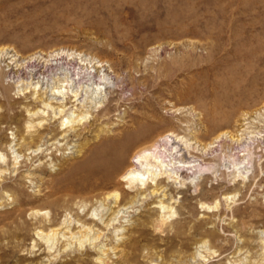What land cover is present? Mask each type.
<instances>
[{"label":"rangeland","instance_id":"obj_1","mask_svg":"<svg viewBox=\"0 0 264 264\" xmlns=\"http://www.w3.org/2000/svg\"><path fill=\"white\" fill-rule=\"evenodd\" d=\"M3 47L0 264H264V141L241 131L264 134V0H0ZM63 50L79 53L67 59L77 70L104 62L113 80L102 106L62 131L53 111L28 116L43 107L18 86L55 77L52 59ZM62 105L87 111L67 92ZM224 131L243 140L229 138L225 164L214 151L217 168L168 200L166 222L146 202L95 243L94 233L49 244L37 234L121 191L125 163L144 140L175 132L203 146Z\"/></svg>","mask_w":264,"mask_h":264},{"label":"bare ground","instance_id":"obj_2","mask_svg":"<svg viewBox=\"0 0 264 264\" xmlns=\"http://www.w3.org/2000/svg\"><path fill=\"white\" fill-rule=\"evenodd\" d=\"M4 51L5 47L0 48V54ZM78 54L64 52L63 50V52L54 55L52 60L59 73L52 79H48V77L47 79H42V77H39L37 82H30L27 84L23 81L19 82V91L33 90V99L37 100L43 107L35 111L30 110L28 112L30 118H45L49 115V111H53V117L60 119L61 130L63 131L64 129L74 127L79 122L81 123L86 117L89 118V111L94 110L96 107V109H98L99 105L102 106L108 93L105 92V90L110 88L113 77L111 73L107 72L104 62L100 60H92L90 62L93 65H91L92 71H85V66L80 67L78 70L73 68L67 59L73 56L77 57ZM64 55H67V58H65ZM84 60L87 61V59H83V61ZM32 72L37 75V68L35 67ZM99 78H102L100 79L101 81ZM81 80H84V82ZM66 92L72 94L77 104L86 107L87 111L77 114V107L61 106L66 98ZM54 102L60 103V106H53ZM43 122L44 120L42 119L37 123L42 125L44 124ZM241 131L251 135L250 140L263 139L264 141V134L260 131L256 133L249 131L247 128ZM243 135L244 133L241 134V136ZM241 136L239 134H231V132L224 131L215 137L213 141L209 142V144H204L203 146L198 144L197 140H193L190 137L175 132L160 134L155 138L144 140V142H141L130 152L129 158L125 163V170L118 180V185H123L124 187L121 191L113 190V192L107 193L103 199H97L98 203L95 204L93 210L86 213L80 210L76 220L70 222V220L68 221L66 219L63 224L66 225V227L60 228L61 225L59 227H51L47 234L41 230L38 231L37 234L44 236L43 238H48L47 243L49 244L53 237H58L60 234L62 235L60 236L61 238L71 239L72 241V239H80L82 237H89L90 239L93 235L92 233H94V238L90 240H93V243H95L96 240H99L103 235L104 229H110L115 226L121 214L130 213V211H134L137 206H140V204L143 205L146 202H152V207L157 212L160 221L162 223L166 222L169 219L166 214L171 210L170 206L167 205L168 200L172 199L175 193L187 188L189 185H203V183H199L202 175L206 171L209 172L217 168V162L212 158L214 151H221V163L225 164V162L229 161L230 154L229 150L224 148V146L229 138L233 142H241L243 140ZM10 149L13 150L11 153L16 154V160L14 161L18 163V159L21 157L20 154L16 153L13 144L10 145ZM40 149L41 148L32 150L31 153H38ZM113 156L116 157L117 153ZM113 156L107 158L105 162L110 163L112 158H114ZM3 158L8 159V157L0 151V163L1 161L3 162ZM2 166L0 165V174L8 173L9 171ZM12 167L15 169L16 166L13 165ZM234 169L236 174L242 175L244 170L242 162H236ZM5 192V194L8 195L9 191L7 190ZM0 194L2 195V193ZM101 206L106 207L104 210H108L107 213L105 212L106 214H104L103 209L98 212ZM82 207H85V211L87 205H83ZM208 208L211 209V206ZM105 216L107 217L104 218ZM117 226L114 227L115 229L113 228V233L118 236L120 235L118 232L121 226ZM258 233L264 243V230H260ZM108 251V249L101 247L97 262H105V255Z\"/></svg>","mask_w":264,"mask_h":264}]
</instances>
